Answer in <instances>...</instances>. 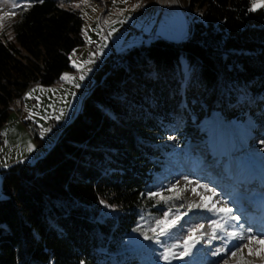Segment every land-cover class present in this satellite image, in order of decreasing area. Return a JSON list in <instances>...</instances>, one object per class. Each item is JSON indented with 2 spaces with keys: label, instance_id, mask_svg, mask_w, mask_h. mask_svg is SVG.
Segmentation results:
<instances>
[{
  "label": "trees",
  "instance_id": "1",
  "mask_svg": "<svg viewBox=\"0 0 264 264\" xmlns=\"http://www.w3.org/2000/svg\"><path fill=\"white\" fill-rule=\"evenodd\" d=\"M26 1L13 40L0 36V129L31 84L61 82L84 43L78 11ZM190 6L201 17L186 39L109 54L43 156L1 170L0 264H137L125 245L150 206L147 188L174 147L192 141L181 125L246 117L244 91L264 100V8L250 10L252 0ZM102 202L117 213L104 216Z\"/></svg>",
  "mask_w": 264,
  "mask_h": 264
},
{
  "label": "rangeland",
  "instance_id": "2",
  "mask_svg": "<svg viewBox=\"0 0 264 264\" xmlns=\"http://www.w3.org/2000/svg\"><path fill=\"white\" fill-rule=\"evenodd\" d=\"M26 2L0 0L1 37L13 40L12 22ZM60 3L82 17L84 43L70 53L71 69L63 72L60 83H33L12 104L9 118L0 130V187L1 170L19 162H35L45 148L54 144L58 132L79 112L89 91L87 84L103 59L156 39L182 41L188 37L193 19L201 17L198 7L191 8V0ZM181 62L188 80L191 69L185 59ZM65 74L67 78L62 79ZM240 97L252 107L242 119L225 121L214 115L193 127L181 125L189 131L192 141L174 147L157 181L147 188L150 206L125 245L137 253V264H264V210L261 205L253 208L252 204H264V100L256 102L247 91ZM176 117L180 124L178 113ZM153 192L160 195L150 196ZM204 204L209 207H197ZM213 205L221 211L209 210ZM102 207L104 216L117 213L114 206L102 202ZM164 212L169 213L167 222L174 223V227L167 235L158 236L156 220ZM231 216L238 219L230 220ZM213 220L223 229L250 233L255 238L229 241L228 248L232 250L234 244L244 245L235 256L223 250L212 255L223 243L220 239L208 242ZM201 224L205 225L203 229L189 232ZM165 248H169L168 260L161 256Z\"/></svg>",
  "mask_w": 264,
  "mask_h": 264
},
{
  "label": "snow or ice",
  "instance_id": "3",
  "mask_svg": "<svg viewBox=\"0 0 264 264\" xmlns=\"http://www.w3.org/2000/svg\"><path fill=\"white\" fill-rule=\"evenodd\" d=\"M17 5H13V7H16ZM139 5H137L138 7ZM259 6L261 8H264V0H262V2L259 3L258 5V0H252V8L250 10H255L256 7ZM4 15H8V13H4ZM67 78V74H65V76L62 77V79ZM83 78V77H81ZM30 95V94H29ZM264 143V142H262ZM171 190V189H169ZM150 196H158L160 195L159 193H149ZM204 207V208H208V204H204V205H197V207ZM211 211H215V212H219L221 211L220 209H216L215 206L213 205L211 209H209ZM227 212H231V209H228ZM169 216L168 212H164L163 213V217L161 219H157L156 220V226L157 228H159V232H158V236H164L168 234V231L170 228L174 227V223H168L167 222V218ZM238 219V217L235 216H231L230 220H236ZM214 226V227H213ZM205 227V225L201 224V225H197L196 227L192 228L189 230L190 233H195L197 231H199L200 229H203ZM209 227H213V233L210 236L208 242L211 243V240L214 239H220L221 241H223L222 245L220 248H217L215 251L212 252V255H219L220 252L223 251H228L230 253V255L235 256L237 252L241 251L242 248L244 247L243 244H234L233 248L235 250L229 249L228 248V243L229 241H233V240H237V241H243V240H251L254 239L255 237L250 234V233H246V232H234V231H228L227 229H223L221 228L220 224L218 221L213 220L211 222V225H209ZM155 231V229H153ZM217 230H219V236L216 235ZM145 239H148L147 236H145ZM196 241H194L195 243ZM172 247V246H170ZM169 248H165V251L163 253H161V256L163 259L168 260V253Z\"/></svg>",
  "mask_w": 264,
  "mask_h": 264
},
{
  "label": "bare ground",
  "instance_id": "4",
  "mask_svg": "<svg viewBox=\"0 0 264 264\" xmlns=\"http://www.w3.org/2000/svg\"><path fill=\"white\" fill-rule=\"evenodd\" d=\"M254 202L257 204L256 207H254L255 206ZM254 202L252 203L253 204V208H260L262 206V208L264 210V204H260L258 201H254ZM258 206H260V207H258Z\"/></svg>",
  "mask_w": 264,
  "mask_h": 264
},
{
  "label": "built area",
  "instance_id": "5",
  "mask_svg": "<svg viewBox=\"0 0 264 264\" xmlns=\"http://www.w3.org/2000/svg\"><path fill=\"white\" fill-rule=\"evenodd\" d=\"M90 48H91V49H95V46L91 45ZM92 83H93V81L90 80V81L88 82L87 86L90 87V86L92 85Z\"/></svg>",
  "mask_w": 264,
  "mask_h": 264
},
{
  "label": "crops",
  "instance_id": "6",
  "mask_svg": "<svg viewBox=\"0 0 264 264\" xmlns=\"http://www.w3.org/2000/svg\"><path fill=\"white\" fill-rule=\"evenodd\" d=\"M103 60H104V59H103ZM0 130H1V129H0ZM0 133H1V134H3V132H2V131H0ZM0 136H1V137H3V135H0Z\"/></svg>",
  "mask_w": 264,
  "mask_h": 264
}]
</instances>
